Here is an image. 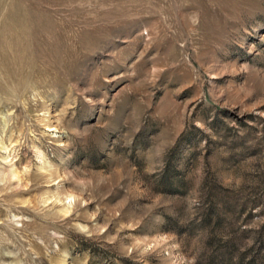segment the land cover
Instances as JSON below:
<instances>
[{
	"label": "rangeland",
	"instance_id": "rangeland-1",
	"mask_svg": "<svg viewBox=\"0 0 264 264\" xmlns=\"http://www.w3.org/2000/svg\"><path fill=\"white\" fill-rule=\"evenodd\" d=\"M0 264H264V0H0Z\"/></svg>",
	"mask_w": 264,
	"mask_h": 264
}]
</instances>
